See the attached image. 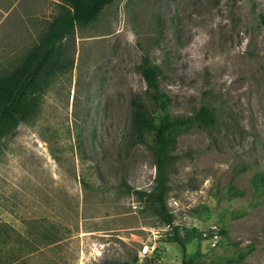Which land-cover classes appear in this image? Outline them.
I'll return each mask as SVG.
<instances>
[{
    "label": "rangeland",
    "instance_id": "1",
    "mask_svg": "<svg viewBox=\"0 0 264 264\" xmlns=\"http://www.w3.org/2000/svg\"><path fill=\"white\" fill-rule=\"evenodd\" d=\"M261 14L264 0H115L76 27L61 56L73 65L50 80L37 118L0 139V223L39 250L28 264H124L135 256L140 263L157 248V263L182 264L180 246L167 239L171 227L126 191L148 190L155 174L150 151L129 139L144 55L162 69L172 114L212 100L240 123L215 145L198 130L177 138L166 203L187 254L264 264V196L252 183L264 168ZM40 33L10 46L24 56ZM8 63L0 56V68ZM229 185L242 195H227ZM192 228L226 234L216 243Z\"/></svg>",
    "mask_w": 264,
    "mask_h": 264
},
{
    "label": "trees",
    "instance_id": "2",
    "mask_svg": "<svg viewBox=\"0 0 264 264\" xmlns=\"http://www.w3.org/2000/svg\"><path fill=\"white\" fill-rule=\"evenodd\" d=\"M115 0H65V5L48 23L38 42L25 54L18 65L0 68V139L12 134L20 123H29L40 113V101L50 80L72 61H63L64 40L74 37L76 27H85L95 22L103 9ZM264 24V14L260 15ZM145 88L130 98V144L145 145L150 151L155 174L148 190L135 189L127 185V193L135 195L144 210H152L161 224L171 227L167 239L175 241L183 252L182 264H212L194 255L187 254L188 239L179 234L174 214L167 207L166 197L170 189L169 169L178 156L173 154L177 138L193 130L203 131L210 143L217 144L222 131L232 132L240 123L220 103L206 100L194 107L189 114H172V99L160 86L161 67L148 55H144L137 66ZM240 171V170H238ZM254 192L264 196V168L257 170L252 178ZM241 190L229 185L226 193L242 195ZM198 239L211 238L213 234L225 235L226 230L208 231L205 236L192 228ZM219 238L216 240V243ZM16 252V253H15ZM39 250L34 244L7 223H0V264H28ZM246 254V253H245ZM241 254L239 260L245 256ZM159 249L138 263L135 256L132 263L159 264Z\"/></svg>",
    "mask_w": 264,
    "mask_h": 264
},
{
    "label": "crops",
    "instance_id": "3",
    "mask_svg": "<svg viewBox=\"0 0 264 264\" xmlns=\"http://www.w3.org/2000/svg\"><path fill=\"white\" fill-rule=\"evenodd\" d=\"M64 5L65 0H0V56L4 55L11 65H18L17 61L25 56L21 55L24 48H14L10 43L17 44L24 35L33 36L43 28L46 30L51 20L50 9L57 7L58 14ZM10 50L15 54H8Z\"/></svg>",
    "mask_w": 264,
    "mask_h": 264
},
{
    "label": "built area",
    "instance_id": "4",
    "mask_svg": "<svg viewBox=\"0 0 264 264\" xmlns=\"http://www.w3.org/2000/svg\"><path fill=\"white\" fill-rule=\"evenodd\" d=\"M212 239H217V235L213 234Z\"/></svg>",
    "mask_w": 264,
    "mask_h": 264
}]
</instances>
